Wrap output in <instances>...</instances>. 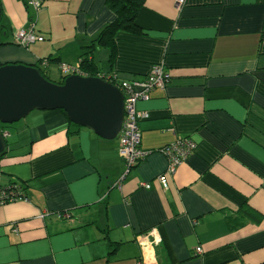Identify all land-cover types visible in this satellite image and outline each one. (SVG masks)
Returning <instances> with one entry per match:
<instances>
[{
  "label": "crops",
  "instance_id": "1",
  "mask_svg": "<svg viewBox=\"0 0 264 264\" xmlns=\"http://www.w3.org/2000/svg\"><path fill=\"white\" fill-rule=\"evenodd\" d=\"M0 2V51L23 53L0 67L45 60L53 80L116 24L106 0H43L45 41L21 51L13 34L31 25L28 0ZM137 24L145 34L119 33L112 63L101 47L90 58L119 83H144L157 65L169 73L138 104L151 155L128 171L119 139L58 111L0 128L13 140L0 181L26 187L23 200L0 205V264H264V0H145ZM185 140L195 147L168 175L161 150ZM243 206L254 217L240 214L231 230ZM110 243L123 245L109 255Z\"/></svg>",
  "mask_w": 264,
  "mask_h": 264
},
{
  "label": "water",
  "instance_id": "2",
  "mask_svg": "<svg viewBox=\"0 0 264 264\" xmlns=\"http://www.w3.org/2000/svg\"><path fill=\"white\" fill-rule=\"evenodd\" d=\"M3 9L0 2V23ZM81 75L67 77L63 85L46 80L33 66L0 67V125L19 123L33 112L63 111L70 123L104 140L119 139L125 119V96L105 79ZM0 132V161L8 152Z\"/></svg>",
  "mask_w": 264,
  "mask_h": 264
},
{
  "label": "built area",
  "instance_id": "3",
  "mask_svg": "<svg viewBox=\"0 0 264 264\" xmlns=\"http://www.w3.org/2000/svg\"><path fill=\"white\" fill-rule=\"evenodd\" d=\"M27 4L34 10V12L36 11L38 15L42 9L43 0H28ZM36 20L37 16L33 18L28 29H20L13 34V39L16 45L21 48H29L43 39L35 33ZM60 69L65 76H69V74L70 76H83L79 71V66L77 68H71L70 66L62 64L60 65ZM106 78H108V76ZM170 78L169 73H167L162 66L157 65L152 68L149 77L144 83H119L114 80L117 82H115L117 87L125 96V119L119 136L121 144L119 155L125 162L128 171L135 168L151 155V152L145 151L142 148L139 123L146 118V114L138 109V104L141 101L147 100L149 94L153 92V90L164 87L166 81ZM5 136L7 137L9 135L5 134ZM194 147V144L185 140L177 145L161 150V153L165 155L168 160V175H174L177 172L178 168L182 165L190 152L193 151ZM159 181L164 188L167 187L165 176L161 177ZM23 198V195L17 190L10 188L0 189V205L21 201ZM61 217L69 218L70 216L68 214H62ZM197 252L201 253V249H198Z\"/></svg>",
  "mask_w": 264,
  "mask_h": 264
},
{
  "label": "trees",
  "instance_id": "4",
  "mask_svg": "<svg viewBox=\"0 0 264 264\" xmlns=\"http://www.w3.org/2000/svg\"><path fill=\"white\" fill-rule=\"evenodd\" d=\"M106 5L107 8L114 13L116 17V24L113 26L106 27L100 33V35L95 41H93L89 46H85L83 48L85 52L84 54H82L80 58L79 71L84 77L100 78L103 75L102 72L97 67V65L93 62V59L90 58L96 47L108 49L110 51V62L112 63L117 55L116 40L119 33L126 32L135 36H143L145 34L144 30L137 24V18L139 16V13L145 7V0H106ZM46 61L53 62L51 58ZM43 63H45V60H41V62L38 65H35L33 67L37 68L40 71L41 75L46 80L53 82L57 85H63L65 80L67 79V76H62L59 79V81H53L50 78V71L41 67ZM109 82L111 83L113 82V84H115L116 81H114V79L111 78ZM115 86L117 85L115 84ZM58 112H61L66 118H68L65 112L63 111H58ZM70 125L79 130L82 129L81 127H78L72 123H70ZM3 127L8 128V126L0 125L1 129H4ZM0 132L3 131L0 130ZM7 188L17 190L21 193V195H24L23 193L25 192L26 189L25 184H21L19 182H15L12 180H10L4 186L0 185V189H7ZM234 213L238 215V217H234L228 220V224L231 230L237 229L241 225H244V223H238V224L236 223L240 221V214H242L243 218L254 217L253 211L245 208V206L238 208L236 211H234ZM122 245L123 244L121 243H110L108 245L109 255L116 254L120 246Z\"/></svg>",
  "mask_w": 264,
  "mask_h": 264
},
{
  "label": "rangeland",
  "instance_id": "5",
  "mask_svg": "<svg viewBox=\"0 0 264 264\" xmlns=\"http://www.w3.org/2000/svg\"><path fill=\"white\" fill-rule=\"evenodd\" d=\"M31 10H32V16H34V17H36L37 16V12L35 11L34 12V10L32 9V8H30ZM41 17V16H40ZM37 19H38V16H37ZM38 20H36V22H37ZM38 28L36 29V35H38V36H42V35H40L39 33H38ZM43 37V36H42ZM43 41H45V38L43 37V39L41 40V41H38V44L37 45H35V46H41V42H43ZM17 46V45H16ZM16 46H13V48H15V49H18V50H21V51H23L24 49H22V48H20V47H16ZM35 46H30L29 48H27V49H25V51L26 50H29L30 48H32V49H34L35 48ZM28 52V51H27ZM23 55V53L22 52H20V51H9V50H1L0 51V61H8L9 59H16V58H18V57H20V56H22ZM77 64V63H76ZM6 65H20V64H6ZM78 66H79V62H78V64H77ZM3 66H5V65H3ZM57 74V76H53L54 74ZM58 75H59V70L57 69V68H54L53 69V72H52V77L53 78H57L56 80H53V81H59V78L60 77H58ZM18 124H20V122L19 123H16V124H13V125H10V126H8V128H12V127H15V126H17ZM13 140H11V139H9L8 140V142L9 143H11ZM5 179H7V178H1V181H0V184L1 185H4V183H5Z\"/></svg>",
  "mask_w": 264,
  "mask_h": 264
},
{
  "label": "clouds",
  "instance_id": "6",
  "mask_svg": "<svg viewBox=\"0 0 264 264\" xmlns=\"http://www.w3.org/2000/svg\"><path fill=\"white\" fill-rule=\"evenodd\" d=\"M28 5V4H27ZM109 82V81H108Z\"/></svg>",
  "mask_w": 264,
  "mask_h": 264
}]
</instances>
